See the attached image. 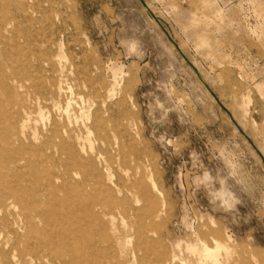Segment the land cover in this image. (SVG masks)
I'll use <instances>...</instances> for the list:
<instances>
[{
    "label": "rangeland",
    "instance_id": "obj_1",
    "mask_svg": "<svg viewBox=\"0 0 264 264\" xmlns=\"http://www.w3.org/2000/svg\"><path fill=\"white\" fill-rule=\"evenodd\" d=\"M24 122L85 204L9 207L33 240L0 222V264H264V0H0V152Z\"/></svg>",
    "mask_w": 264,
    "mask_h": 264
},
{
    "label": "bare ground",
    "instance_id": "obj_2",
    "mask_svg": "<svg viewBox=\"0 0 264 264\" xmlns=\"http://www.w3.org/2000/svg\"><path fill=\"white\" fill-rule=\"evenodd\" d=\"M26 129L27 124L25 122L21 124L19 131H16V129H14L12 134L17 137L16 140L18 145L14 150L9 151L10 153L0 152V161L12 162L11 166L4 165L0 169V222H2L3 227L8 228L10 232L15 235L16 242H19L21 240L32 241L33 238L30 237V235L27 233L21 235L19 231L14 228L15 225H17L22 230H26L33 227V223L23 212L19 214L18 219L11 222L9 218L10 213H8L9 207H16L17 205L20 206L24 204V209L28 210L29 207L25 206L26 201L33 200L35 202V197L42 190H45L59 202L68 205L74 213V211H78L85 204L84 201H81L80 199L82 197L83 186L84 184L86 185L85 179H88L85 176L84 180L82 179L74 182V174L70 173V167L67 168L64 172H51L49 169H46L44 167V164L42 163L43 160L47 158L44 153L41 154L40 152L35 151L32 152L33 158L29 157V147H32L34 145L32 141H36L38 137L36 136V133H34L32 136H29L26 132ZM5 137L8 136L6 135ZM67 147L68 144H66V142L58 145V148L62 151V153L65 149H67ZM72 151L71 162L76 163L78 160V155ZM75 174L78 175L79 173L76 172ZM97 190L95 193H97ZM60 192L65 194L63 199L57 198ZM95 199V197H90V200L93 201V203L92 201L90 202V208L91 206H95ZM37 210V212L39 213V217H51L52 212H44L43 209ZM91 211L93 215H96L93 210ZM67 234L64 232L60 234L62 240L66 239L64 243H67L72 238L69 236L70 234ZM39 240L46 243L47 245L59 244L55 241L53 235H48L47 237L41 238ZM13 248H16L15 244L13 245ZM221 248H224L226 250V253L229 254L231 247L229 248L222 242L217 241V243H215L213 247L204 245L201 255L206 259H210L213 264H222L219 257ZM99 251L100 250H98V252ZM105 260L109 262L112 260V257L107 256L105 257ZM48 261L51 262V264H67V262H64L63 260H54L52 258H49ZM18 262L20 264H45L40 257L32 258L30 262H27L20 256L18 258Z\"/></svg>",
    "mask_w": 264,
    "mask_h": 264
},
{
    "label": "clouds",
    "instance_id": "obj_3",
    "mask_svg": "<svg viewBox=\"0 0 264 264\" xmlns=\"http://www.w3.org/2000/svg\"><path fill=\"white\" fill-rule=\"evenodd\" d=\"M128 50L131 53L135 54V52L137 50V45H136L135 41H132L128 44ZM193 183L197 186V188H199V186H201V185L207 186L209 183L214 185L216 183V180L211 176V174L209 172H204L201 176L194 178ZM219 183L221 184V186L223 188L226 181L221 179L219 181ZM233 199H235V197H233ZM237 203H238V201H237Z\"/></svg>",
    "mask_w": 264,
    "mask_h": 264
}]
</instances>
